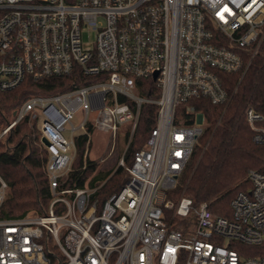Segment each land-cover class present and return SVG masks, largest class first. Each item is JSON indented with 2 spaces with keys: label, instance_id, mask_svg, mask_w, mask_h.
<instances>
[{
  "label": "built area",
  "instance_id": "2783aa9c",
  "mask_svg": "<svg viewBox=\"0 0 264 264\" xmlns=\"http://www.w3.org/2000/svg\"><path fill=\"white\" fill-rule=\"evenodd\" d=\"M263 42L264 0H0V90L27 76L80 80L30 96L0 133L35 124L50 194L43 213L0 218V264H264V172L249 171L231 217L169 196L202 133L189 102L227 104L224 74L243 75ZM144 103L156 122L123 187L101 203L100 184L71 185L78 142L86 135V159L95 131L122 135L124 166ZM245 119L264 147L263 116L249 107ZM6 188L0 177V204Z\"/></svg>",
  "mask_w": 264,
  "mask_h": 264
},
{
  "label": "trees",
  "instance_id": "16d2710c",
  "mask_svg": "<svg viewBox=\"0 0 264 264\" xmlns=\"http://www.w3.org/2000/svg\"><path fill=\"white\" fill-rule=\"evenodd\" d=\"M76 82L80 80L74 76L39 79L27 76L14 88L0 90V133L27 98L63 92ZM147 83L152 87V80ZM224 84L230 94L227 104L215 105L206 98L189 102L204 117L202 133L169 196L177 199L186 195L194 206L206 202L213 214L231 217V200L238 192L251 188L249 171L264 172V147L253 140V130L245 119L246 109L251 107L263 116L261 125L264 126V42L245 73L224 74ZM146 93L156 96L151 91ZM183 109L184 105L178 107V115ZM156 115V105L144 103L141 106L137 126L124 155L127 165L131 164L134 153L146 145ZM39 138L38 129L27 117L0 136V177L7 185L0 204V218L43 213L50 202L44 171L46 152ZM86 138L84 135L78 142L70 184L94 186L97 181L105 180L94 193L102 203L123 187L129 174L119 166L111 174L109 171L99 173L88 180L96 163L89 157L83 158ZM246 247L248 254L260 251L258 247Z\"/></svg>",
  "mask_w": 264,
  "mask_h": 264
},
{
  "label": "rangeland",
  "instance_id": "374dc122",
  "mask_svg": "<svg viewBox=\"0 0 264 264\" xmlns=\"http://www.w3.org/2000/svg\"><path fill=\"white\" fill-rule=\"evenodd\" d=\"M124 142L125 139L123 140L122 135H118L117 138L113 140L109 132L95 131L92 134V147L89 153V158L96 163V167L88 180L92 179V177L99 173L109 171L111 174L117 167H119L118 159L126 147ZM126 165L124 159V166L122 167L125 169ZM104 181L105 180L97 181L96 184L102 185Z\"/></svg>",
  "mask_w": 264,
  "mask_h": 264
},
{
  "label": "water",
  "instance_id": "95a60500",
  "mask_svg": "<svg viewBox=\"0 0 264 264\" xmlns=\"http://www.w3.org/2000/svg\"><path fill=\"white\" fill-rule=\"evenodd\" d=\"M41 141H42L43 143H46V141H45V139H44V138H42V139H41Z\"/></svg>",
  "mask_w": 264,
  "mask_h": 264
}]
</instances>
